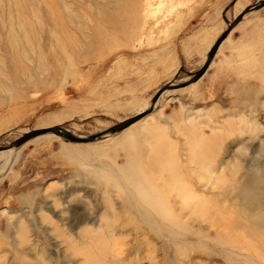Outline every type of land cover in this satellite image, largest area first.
Wrapping results in <instances>:
<instances>
[{
	"label": "rangeland",
	"instance_id": "obj_1",
	"mask_svg": "<svg viewBox=\"0 0 264 264\" xmlns=\"http://www.w3.org/2000/svg\"><path fill=\"white\" fill-rule=\"evenodd\" d=\"M261 1L0 0V147L148 111ZM11 150L0 264H264V8L123 132Z\"/></svg>",
	"mask_w": 264,
	"mask_h": 264
},
{
	"label": "water",
	"instance_id": "obj_2",
	"mask_svg": "<svg viewBox=\"0 0 264 264\" xmlns=\"http://www.w3.org/2000/svg\"><path fill=\"white\" fill-rule=\"evenodd\" d=\"M264 8V0L261 1L259 4L251 7L249 10H247L245 13H243L242 15H240L238 18H236L232 23H228V29L227 31L221 36V38H219L217 40V42L214 44V46L212 47L211 51L209 52L208 55V59L206 60V63L203 65V67L196 73L191 74V79L185 83L182 84H169L166 85L165 87H163L158 93L157 95L154 97L153 101H152V105L151 108L148 111H145L143 113H141L140 115H137L136 117H133L117 126H114L104 132H101L97 135L88 137V138H79V137H75L73 136L71 133H69L67 130H65L62 127H53V128H49V129H41V130H35V131H31L25 135H23L20 139H18L17 141L11 143L10 145L6 146V147H0V152L6 151V150H10V149H17L20 148L22 145H24L25 143H27L28 141L44 135V134H54L56 136H59L61 138H63L65 141L73 143V144H88V143H92L102 137H107L110 135H114L116 133H119L121 131H124L125 129H128L129 127H131L132 125L136 124L137 122H139L141 119H143L144 117L148 116L149 114H151L155 108V105L157 103V101L160 99V97L165 94L168 91H172V90H180V89H184L192 84H195L197 81H199L204 75L205 73L208 71L211 62L214 58V56L216 55L220 45L225 41V39L227 38V36L229 35V33L231 32V30L233 28H235L239 22L242 20L243 16H245L247 13H249L251 10H260Z\"/></svg>",
	"mask_w": 264,
	"mask_h": 264
},
{
	"label": "bare ground",
	"instance_id": "obj_3",
	"mask_svg": "<svg viewBox=\"0 0 264 264\" xmlns=\"http://www.w3.org/2000/svg\"><path fill=\"white\" fill-rule=\"evenodd\" d=\"M126 1H127V0H126ZM50 3H51V2H50ZM51 5H52V3H51ZM136 5H137V4H136ZM133 8H136V7H133ZM117 9H118V8H117ZM138 9H139V8H138ZM138 9H137V10H138ZM119 10H120V9H119ZM125 10H126V9H125ZM132 10H133V9H132ZM139 10H140V9H139ZM247 10H249V9H246V10L243 11L240 15H242L243 13H245ZM251 11H253V10H251ZM251 11H250V12H251ZM250 12H249V13H250ZM114 13H115V12H114ZM116 13H117V12H116ZM249 13H247L246 15H248ZM240 15H239V16H240ZM246 15H245V16H246ZM113 16H115V15H113ZM117 16H118V15H117ZM135 16H136V15H135ZM239 16H238V17H239ZM107 17H108V16H107ZM127 17H129V15H128ZM133 17H134V16H133ZM238 17H237V18H238ZM109 18H110V17H109ZM243 18H244V16H243ZM243 18H242V19H243ZM106 19H108V18H106ZM120 19H121V18H120ZM122 19L124 20V18H122ZM125 19H126V18H125ZM127 20H128V19H127ZM132 20H133V19H132ZM133 21H135V20H133ZM133 21H131V22H133ZM241 21H242V20H241ZM241 21H240V22H241ZM112 22H113V21H112ZM114 22H115V21H114ZM116 22H117V21H116ZM116 22H115V23H116ZM240 22H239V23H240ZM128 23H129V22H128ZM98 24H99V22H98ZM107 24H108V23H107ZM102 25H103V24H102ZM110 26H111V25H110ZM125 26H126V25H125ZM131 26H132V25H131ZM112 27H113V26H112ZM122 27H124V26H122ZM14 28H15V27H14ZM130 28H131V27H130ZM101 29H102V28H101ZM122 29H123V28H122ZM128 29H129V28H128ZM227 29H228V27H227ZM233 29H234V28H233ZM233 29L231 30V32L233 31ZM3 30H4V29H3ZM3 30H2V31H3ZM226 31H227V30H226ZM231 32H230V33H231ZM3 33H4V32H3ZM230 33H229V34H230ZM228 36H229V35H228ZM228 36H227V37H228ZM220 38H221V37H220ZM226 39H227V38H226ZM226 39H225V40H226ZM0 42H1V40H0ZM68 42H69V41H68ZM216 42H217V41H216ZM216 42H215V43H216ZM224 42H225V41H224ZM224 42H223V43H224ZM223 43H222V44H223ZM222 44H221V45H222ZM221 45H220V47H221ZM220 47H219V48H220ZM65 48H66V47H65ZM211 49H212V48H211ZM218 50H219V49H218ZM210 51H211V50H210ZM217 52H218V51H217ZM50 54H51V53H50ZM216 54H217V53H216ZM208 55H209V54H208ZM214 57H215V56H214ZM207 59H208V57H207ZM213 59H214V58H213ZM212 62H213V60H212ZM212 62H211V64H212ZM205 63H206V62H205ZM210 66H211V65H210ZM209 68H210V67H209ZM188 81H189V80H188ZM197 82H198V81H197ZM197 82H196V83H197ZM161 97H162V96H161ZM158 101H159V100H158ZM158 101H157V102H158ZM156 104H157V103H156ZM155 106H156V105H155ZM139 115H140V114H139ZM144 118H145V117H144ZM141 120H142V119H141ZM122 123H123V122H122ZM120 124H121V123H120ZM116 126H117V125H116ZM125 130H126V129H125ZM121 132H123V131H121ZM121 132H119V133H121ZM116 134H117V133H116ZM41 136H42V135H41ZM55 136H56V135H55ZM110 136H111V135H110ZM38 137H40V136H38ZM58 137H59V136H58ZM107 137H109V136H107ZM36 138H37V137H36ZM102 138H105V137H102ZM34 139H35V138H34ZM32 140H33V139H32ZM30 141H31V140H30ZM28 142H29V141H28ZM94 142H95V141H94ZM25 144H26V143H25ZM25 144H24V145H25ZM22 146H23V145H22ZM22 146H21V147H22ZM11 153H12V150H11V149H10L9 151L0 152V160L3 159V158L6 159V158L10 157V156H11ZM9 159H10V158H9ZM4 163H5V162H4ZM208 170H211V169H208ZM211 171H212V170H211ZM142 180H143V179H142ZM137 183H138V182H137ZM144 185H145V184H144ZM190 191H191V190H190ZM185 192H186V193H183V195H181V197H182V196H185V199L183 198L182 200H186V199H187V196L190 194V193H189V189L186 190ZM251 193H252V192H251ZM146 194H147V193H146ZM161 194H162V193H161ZM255 198H256V197H255ZM156 202H157V206L159 207V206H160V205H159V202H160V201H159V200H156ZM191 202H192V203H195V201H194L193 198H192V201H191ZM192 203H191V204H192ZM187 205H189V203H188ZM196 205L199 206L197 203H195V206H196ZM251 205H252V204H251ZM181 206L184 208V204L181 205ZM193 206H194V204H193ZM254 207H255V206H254ZM248 212H249V211H248ZM128 221H129V220H128ZM130 221L132 222V220H130ZM131 222H130V223H131ZM125 224H126V223H125Z\"/></svg>",
	"mask_w": 264,
	"mask_h": 264
},
{
	"label": "crops",
	"instance_id": "obj_4",
	"mask_svg": "<svg viewBox=\"0 0 264 264\" xmlns=\"http://www.w3.org/2000/svg\"><path fill=\"white\" fill-rule=\"evenodd\" d=\"M203 67V66H202ZM191 79V78H190Z\"/></svg>",
	"mask_w": 264,
	"mask_h": 264
}]
</instances>
